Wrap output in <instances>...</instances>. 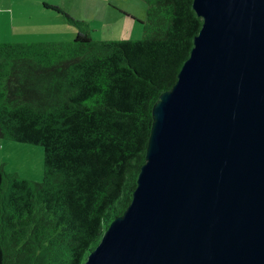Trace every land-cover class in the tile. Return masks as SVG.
<instances>
[{
  "label": "trees",
  "instance_id": "1",
  "mask_svg": "<svg viewBox=\"0 0 264 264\" xmlns=\"http://www.w3.org/2000/svg\"><path fill=\"white\" fill-rule=\"evenodd\" d=\"M138 38L0 42V137L42 145L41 180L0 168V264H84L132 199L152 107L173 86L202 17L145 0Z\"/></svg>",
  "mask_w": 264,
  "mask_h": 264
},
{
  "label": "water",
  "instance_id": "2",
  "mask_svg": "<svg viewBox=\"0 0 264 264\" xmlns=\"http://www.w3.org/2000/svg\"><path fill=\"white\" fill-rule=\"evenodd\" d=\"M193 8L132 199L84 264H264V0Z\"/></svg>",
  "mask_w": 264,
  "mask_h": 264
},
{
  "label": "rangeland",
  "instance_id": "3",
  "mask_svg": "<svg viewBox=\"0 0 264 264\" xmlns=\"http://www.w3.org/2000/svg\"><path fill=\"white\" fill-rule=\"evenodd\" d=\"M145 0H0V42L72 40L77 28L65 13L87 21L94 39L142 36ZM41 180L42 145L0 137V168Z\"/></svg>",
  "mask_w": 264,
  "mask_h": 264
}]
</instances>
